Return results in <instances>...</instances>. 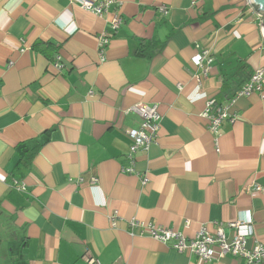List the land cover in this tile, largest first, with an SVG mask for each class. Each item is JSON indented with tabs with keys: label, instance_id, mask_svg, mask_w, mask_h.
Here are the masks:
<instances>
[{
	"label": "crops",
	"instance_id": "0c3cea01",
	"mask_svg": "<svg viewBox=\"0 0 264 264\" xmlns=\"http://www.w3.org/2000/svg\"><path fill=\"white\" fill-rule=\"evenodd\" d=\"M91 1L111 4L98 17L76 0H0V264H241L179 254L148 228L217 223L230 238L249 220L247 246L264 244V82L235 100L217 150L200 116L264 70L262 18L247 0ZM137 104L156 106L159 130L127 173Z\"/></svg>",
	"mask_w": 264,
	"mask_h": 264
},
{
	"label": "built area",
	"instance_id": "2783aa9c",
	"mask_svg": "<svg viewBox=\"0 0 264 264\" xmlns=\"http://www.w3.org/2000/svg\"><path fill=\"white\" fill-rule=\"evenodd\" d=\"M79 2L80 7L92 14L101 17L111 4L109 1L93 2L91 0H76ZM161 12L167 14L165 8L160 9ZM120 24V17L114 15L110 28L115 31ZM98 49L99 53L103 52L108 43V37L106 34H102L99 37ZM208 59V52L203 51L199 55L195 56L192 62L201 66L202 62ZM53 68L60 70L62 68L60 64V58L56 57ZM264 82V70L261 68L256 69L249 80L239 89L233 99L226 105H218L211 99L205 105L204 110L200 116L208 121V130L215 137L217 136L220 126L227 123H234L236 116L231 113V107L234 105L235 100L240 97H249L253 93L262 92ZM132 111L136 113L141 119L140 128L137 130H129L127 135L131 141L128 152V160L130 167L124 171L131 173L133 171V165L135 162V154L138 149H147L148 146L156 139L159 130L160 116L157 113L156 106H148L144 104H137L132 108ZM214 146L217 150V139L215 137ZM145 184L146 180L141 179ZM95 179H91L90 183H95ZM19 190H24V186H17ZM257 191H263L257 187ZM111 227L116 226L115 218H110ZM133 226H137V222H132ZM226 227L234 230L235 235L233 237H226L222 224H215L214 233H209L204 226H201L197 233L192 237H186L180 233L172 230L164 229L161 227L148 228L149 236L159 243L168 245L172 250L179 254H192L199 258L203 263H209L213 260L223 259L226 256L237 258L241 260V264H264V244L255 243L252 246H247L248 239L253 236L251 223L249 220L235 221L226 224ZM87 264H99L94 258L86 260Z\"/></svg>",
	"mask_w": 264,
	"mask_h": 264
},
{
	"label": "water",
	"instance_id": "95a60500",
	"mask_svg": "<svg viewBox=\"0 0 264 264\" xmlns=\"http://www.w3.org/2000/svg\"><path fill=\"white\" fill-rule=\"evenodd\" d=\"M249 6H251L255 13L262 18L261 32L264 37V0H247Z\"/></svg>",
	"mask_w": 264,
	"mask_h": 264
},
{
	"label": "trees",
	"instance_id": "16d2710c",
	"mask_svg": "<svg viewBox=\"0 0 264 264\" xmlns=\"http://www.w3.org/2000/svg\"><path fill=\"white\" fill-rule=\"evenodd\" d=\"M155 47H156L155 44L147 43V49H146V51H139V52H141L142 54H146L148 57H150L152 55L153 50H154ZM36 149H38V148H36ZM32 154H34V153H32ZM28 159L30 160L29 157H28Z\"/></svg>",
	"mask_w": 264,
	"mask_h": 264
}]
</instances>
